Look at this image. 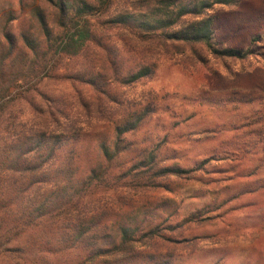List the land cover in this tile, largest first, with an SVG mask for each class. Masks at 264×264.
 <instances>
[{
    "label": "trees",
    "instance_id": "1",
    "mask_svg": "<svg viewBox=\"0 0 264 264\" xmlns=\"http://www.w3.org/2000/svg\"><path fill=\"white\" fill-rule=\"evenodd\" d=\"M238 1L0 0V255L20 264L157 257L139 256L134 238H156L149 224L164 209L114 215L107 201L162 187L192 168L164 164L157 146L134 143L156 107L126 92L153 77L155 49L199 46L216 58L245 59L249 48L219 46L210 14ZM208 95V105L243 107L209 128L218 139L211 155L240 169L241 191L264 190V97Z\"/></svg>",
    "mask_w": 264,
    "mask_h": 264
},
{
    "label": "rangeland",
    "instance_id": "2",
    "mask_svg": "<svg viewBox=\"0 0 264 264\" xmlns=\"http://www.w3.org/2000/svg\"><path fill=\"white\" fill-rule=\"evenodd\" d=\"M118 2L136 0H112L111 7ZM210 14L216 17V37L223 42L219 46L249 48L245 59L216 58L199 46L155 49L159 59L153 77L126 92L135 100L148 98L156 107L134 143L157 146L164 164L192 168L183 177L162 181V187L128 191L107 201L114 215L118 210L127 215L155 206L164 209L150 220L156 238L148 240L142 232L134 238L139 256H157L146 258V264H264V190L241 191L247 178L238 176L240 169L211 155L218 139L209 128L233 120L243 107L203 101V94L225 99L226 89L235 92L229 99L264 97V0L216 5ZM108 34L115 37L114 31ZM202 160V168L195 170ZM226 166L231 170L225 171ZM18 262L15 255H0V264Z\"/></svg>",
    "mask_w": 264,
    "mask_h": 264
}]
</instances>
